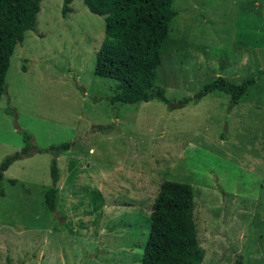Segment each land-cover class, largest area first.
<instances>
[{
  "label": "rangeland",
  "instance_id": "rangeland-1",
  "mask_svg": "<svg viewBox=\"0 0 264 264\" xmlns=\"http://www.w3.org/2000/svg\"><path fill=\"white\" fill-rule=\"evenodd\" d=\"M41 0L36 30L10 57L0 98V161L24 144L73 142L14 161L0 182V264H141L151 205L165 179L194 189L202 264H264V75L230 106L214 91L168 109L115 102L93 74L104 17L83 0ZM177 14L155 83L178 100L218 75L264 74V0H173ZM10 179H15L12 184ZM60 184V185H59Z\"/></svg>",
  "mask_w": 264,
  "mask_h": 264
},
{
  "label": "trees",
  "instance_id": "trees-1",
  "mask_svg": "<svg viewBox=\"0 0 264 264\" xmlns=\"http://www.w3.org/2000/svg\"><path fill=\"white\" fill-rule=\"evenodd\" d=\"M73 0H63L62 15L72 11ZM87 8L104 17V36L95 53L93 74L117 81L110 102L135 104L152 99L163 101L168 109L198 102L210 92L229 96L230 106L247 96L249 88L262 80L247 76L236 83L218 75L204 83L192 96L175 100L165 95L155 83L162 63L161 49L170 31L177 10L173 0H83ZM41 0H0V98L6 90L5 76L15 46L22 42L27 30H36ZM24 146L0 161V182L4 172L16 160L36 152H50L49 174L52 185L43 193L46 208H57L60 171L59 154L72 147L73 142L51 144L45 149L31 142V135L22 131ZM14 184L15 179H10ZM194 189L192 184L165 179L151 205L147 240L143 246L141 264H202L204 250L199 244L194 218Z\"/></svg>",
  "mask_w": 264,
  "mask_h": 264
},
{
  "label": "crops",
  "instance_id": "crops-1",
  "mask_svg": "<svg viewBox=\"0 0 264 264\" xmlns=\"http://www.w3.org/2000/svg\"><path fill=\"white\" fill-rule=\"evenodd\" d=\"M58 159V158H57ZM57 164H58V161H57ZM60 185V184H59Z\"/></svg>",
  "mask_w": 264,
  "mask_h": 264
}]
</instances>
